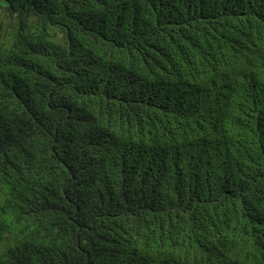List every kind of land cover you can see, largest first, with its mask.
I'll use <instances>...</instances> for the list:
<instances>
[{"label":"trees","instance_id":"trees-1","mask_svg":"<svg viewBox=\"0 0 264 264\" xmlns=\"http://www.w3.org/2000/svg\"><path fill=\"white\" fill-rule=\"evenodd\" d=\"M0 264H264V0H0Z\"/></svg>","mask_w":264,"mask_h":264}]
</instances>
